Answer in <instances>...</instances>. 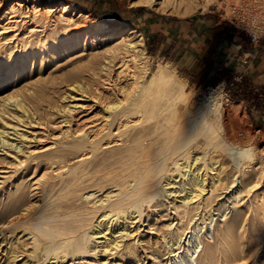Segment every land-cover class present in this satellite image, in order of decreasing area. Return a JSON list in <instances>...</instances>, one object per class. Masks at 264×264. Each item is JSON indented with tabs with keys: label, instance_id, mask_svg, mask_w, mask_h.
Segmentation results:
<instances>
[{
	"label": "rangeland",
	"instance_id": "1",
	"mask_svg": "<svg viewBox=\"0 0 264 264\" xmlns=\"http://www.w3.org/2000/svg\"><path fill=\"white\" fill-rule=\"evenodd\" d=\"M16 1L0 0L2 4L0 18L13 16L18 20L15 29L8 33L15 34L14 38L7 42L0 40V111L3 109L4 97L20 92L26 95L31 111L36 112L34 118H30V123H27L25 119L19 122L13 118L14 113L0 115L3 122H6V129L11 133L12 138L13 133L18 131L27 138L13 140L18 142L22 153L12 150L9 155L0 151V264H6V261H9L6 259V252L9 249L7 251L5 249L8 247V240L12 238L15 242L12 247L18 251L16 264H40L38 258L41 259L40 253H30L32 246L29 244V235H24L21 227H14L12 231L6 226L5 210L10 206L12 198L23 193L26 206L29 205L39 211L44 209L47 203L59 201L67 190L73 192L75 199H78L76 204L85 202L83 197L87 192H95V196L99 198L101 191L114 189L115 185L116 187L124 185V180L128 178L129 173L122 169L135 161L132 156L136 150L135 155L138 156V147L141 144L146 145V140H142L151 135L152 125L158 122V125L165 126L167 123L164 118L170 116V109H166L164 97H156L153 101L160 113L157 119L144 121L142 112L136 113L128 118L130 120L128 127L120 126L118 130L115 124L112 126V131H117L120 135L104 137L103 144L111 141L108 147L95 150L87 159L86 157L81 159V154H84L86 149L75 150L72 144V137L75 136L73 133L83 124H93L95 131L86 130V127L83 130L88 132L87 135L92 139L94 134L105 127L106 113L102 109L103 104L125 99L124 91L131 82L125 72L119 73L117 59L110 58L104 51L106 45L108 47L119 41L120 34L111 40L107 39L111 30L120 29L124 30V33L131 30L139 33L143 37L146 60L150 64L149 72L164 65L175 78L178 76L183 79L185 81L183 90L192 94V103L196 106L195 108L204 100L207 101L208 97L222 94L220 124L223 128V136L229 143L233 146H252L255 152L264 148V86L262 89L256 86L257 90H255L254 86L244 81L242 76L238 79L235 77L232 80L233 85L230 86L228 82L221 83L222 81L191 83L181 72L182 62L178 61L177 56L161 55L163 50H160L159 54L155 53L144 36L139 19L136 20L139 14V11H136L137 8L146 13L181 21L204 16L212 24L221 23L220 33L235 35V39L239 41H242V32L244 37L245 34L248 35L249 40V32H256L257 40L255 42L250 40V43L255 44L259 49L261 42L264 41V0L208 2L195 0L193 3L189 0H180L181 3L179 2L176 8L166 9L158 5L151 7L140 5L137 3L139 0H100V2L42 0L46 3L44 5L38 0H19L22 1L23 6L14 9L13 14H5ZM62 5H68L72 7L71 9L89 14L91 25L86 27L83 21H78L79 23L65 28L63 23L58 22ZM32 6L39 9H32ZM42 6H50L54 9L47 14L40 9ZM73 20L77 22V16H73ZM0 23L5 24L4 20ZM99 24L107 25L110 31L103 33L95 30ZM174 59V62H170ZM73 81L83 82L86 87L82 93L69 91L68 88ZM239 85L241 87L243 85L247 90L250 88L248 94L239 97L244 99H236L240 93ZM68 94H71V97ZM68 107L72 109L70 112ZM59 109L64 112L60 113ZM2 120H0V128ZM67 130L72 133L71 136L65 134ZM14 155L18 158L16 161L13 159ZM211 156L222 162H228L231 174L234 173V177L239 178L240 181L244 179V186L249 184L248 187L239 188L240 196L236 202L237 206L234 205L233 208L242 216L233 228V224L229 225L231 226L230 237L234 236L232 241L235 245L230 241L231 238L227 240V243L235 246L237 253H242L235 261L227 263L220 261L222 256L227 255L228 246L226 239H223L225 242L219 239L218 241L216 235L217 258H219L216 264H264V162L259 164L263 169L262 173L254 170L256 179L253 182V173L251 174L250 170L256 167L254 163L244 162L235 166L219 151L212 152ZM23 157L26 160L17 164L18 161L23 160ZM242 172L244 175H240ZM71 177L73 180L69 181ZM37 180L40 183L38 185L35 183ZM68 184L69 186L66 187ZM154 204L149 206L148 215H144L142 222L138 224L139 227L135 228V237L127 239L125 243L132 245L135 240H141L147 236L146 239L153 242L152 249L163 254L164 250L159 242L161 237L159 228L172 219L165 213H162L165 214L162 217L159 207ZM154 210H157L158 214ZM199 216L202 217L203 213L201 212ZM216 222L217 225L218 222L220 225L222 223L219 219ZM20 242L26 245L22 247ZM147 248L149 251V245ZM139 255H141L140 251ZM119 260L122 264H128L129 259L120 251L114 254L111 263L116 264ZM141 261L142 264H152L148 259Z\"/></svg>",
	"mask_w": 264,
	"mask_h": 264
},
{
	"label": "bare ground",
	"instance_id": "2",
	"mask_svg": "<svg viewBox=\"0 0 264 264\" xmlns=\"http://www.w3.org/2000/svg\"><path fill=\"white\" fill-rule=\"evenodd\" d=\"M179 2L181 3L180 0H139L137 3L148 7L158 5L166 9L176 8ZM189 2L193 3L195 0ZM1 5L0 2V8ZM22 6V1L17 0L5 14L10 15L14 9ZM71 8L68 5H62L60 8L58 22L63 23L65 28L79 23L78 21H83L86 27L91 25L89 14ZM32 9L39 8L32 6ZM40 9L48 14L54 8L42 6ZM73 16H77V22L73 20ZM3 20L5 24L0 23V40L7 42L14 38L15 34L8 33L18 20L13 16H2L0 22ZM95 30L103 33L110 31L105 24H99ZM110 32L108 40L119 34L120 38L114 45H106L104 51L110 58L117 59L119 73L125 72L131 82L125 93L123 92L125 99L103 104L102 109L106 113L105 127L94 134L92 139L87 135L88 132L83 130L86 127V130L95 131L93 124H83L73 133L75 136L72 137V144L75 150L86 149L85 153L81 154V159H87L95 150L108 147L111 141L103 144V138L118 135L117 131H112V126L115 124L118 130L120 126L126 127L130 122L128 118L136 113L142 112L144 121L157 119L160 113L153 101L156 97H164L166 109H170V116L164 118L166 125L160 126L158 122L152 125L151 135L142 140H146V145L141 144L138 147V156L135 155L137 150L132 156L135 161L122 169L129 173L123 186L115 185L114 189L101 191L99 198L95 196V192H87L83 197L85 202L78 204L75 203L78 199H75L73 192L67 190L59 201L47 203L40 211L26 206L25 196L20 193L12 198L10 206L5 210L6 226L12 231L14 227H21L24 235H29V244L32 246L30 253L41 254V259L38 258L40 264H112L111 258L120 251L129 259L128 264H142V259H148L152 264H216L219 258L215 236H218L217 240L226 239V243L231 238L229 225L233 224V228L242 216L237 210H233L240 196L239 188L242 186L243 189L249 184L244 186V179L240 181L234 177V173L231 174L228 162L213 158L211 153L221 152L235 166L244 162L254 163L256 167L253 169L251 166L253 170H250L254 182V170L263 172L259 164L264 162V148L255 152L252 146H233L226 140L220 124L222 94L208 97L207 101L204 100L195 108L192 94L183 90V79L178 76L175 78L166 70V66L160 64L157 69L149 72L150 64L146 60L143 37L139 33L131 30L124 33V30L120 29ZM85 87L83 82L73 81L68 89L70 92L82 93ZM68 96L71 97V94ZM226 99L230 101L228 97ZM28 104V99L23 93L7 95L2 99L3 109L0 115L14 113L13 118L19 122L25 119L30 123V118H34L36 111L32 112ZM67 109L69 112L72 110L69 107ZM58 111L64 112L61 109ZM1 124L0 151L9 155L12 150L19 153L21 147L13 140L24 139V135L18 133L19 131L12 132V138L6 129V122L2 120ZM65 134L72 135L68 130ZM137 140L139 141L138 138ZM246 149H251V152L246 154L248 158L242 159L240 154ZM13 159L16 161L18 158L14 155ZM25 160L23 157L17 164ZM235 174L237 176V173ZM240 175H244V172ZM70 180L72 181L73 177ZM35 183L40 184L38 180ZM68 186L69 184L66 187ZM237 186L238 188H235ZM153 203L159 207L162 217L167 214L172 219L159 228V242L163 247V254L152 249L153 242L146 239L147 236L135 240L132 245L125 243L127 239L135 237V228L139 227L143 216L148 215V208ZM154 211L158 214L157 210ZM201 212L202 217L199 216ZM217 219L222 222L221 225L218 222L219 226L216 224ZM14 243L13 238L8 240L5 251L9 249L6 252V259L9 261H6V264L17 263L15 259L18 251L13 249ZM233 243L235 245V242ZM147 245L150 247L149 251ZM233 245L227 243L228 253L222 256L220 261L227 263L240 257L242 252L237 253ZM116 264H122V261L119 260Z\"/></svg>",
	"mask_w": 264,
	"mask_h": 264
},
{
	"label": "crops",
	"instance_id": "3",
	"mask_svg": "<svg viewBox=\"0 0 264 264\" xmlns=\"http://www.w3.org/2000/svg\"><path fill=\"white\" fill-rule=\"evenodd\" d=\"M140 10L136 9V20L147 42L155 53L163 50L161 55L177 56L182 62L181 72L191 83L222 81L230 86L235 77L242 76L255 90L264 86V41L258 49L243 32L242 41L236 40L235 35L220 33L221 23L212 24L204 16L181 21ZM239 90L238 97L248 94L250 88L242 85Z\"/></svg>",
	"mask_w": 264,
	"mask_h": 264
},
{
	"label": "built area",
	"instance_id": "4",
	"mask_svg": "<svg viewBox=\"0 0 264 264\" xmlns=\"http://www.w3.org/2000/svg\"><path fill=\"white\" fill-rule=\"evenodd\" d=\"M249 37L251 42H255L258 38L256 32H249Z\"/></svg>",
	"mask_w": 264,
	"mask_h": 264
},
{
	"label": "clouds",
	"instance_id": "5",
	"mask_svg": "<svg viewBox=\"0 0 264 264\" xmlns=\"http://www.w3.org/2000/svg\"><path fill=\"white\" fill-rule=\"evenodd\" d=\"M250 152H251V149H246V150H244L240 155H241V158L242 159H246V158H248V156L246 155V154H250Z\"/></svg>",
	"mask_w": 264,
	"mask_h": 264
},
{
	"label": "trees",
	"instance_id": "6",
	"mask_svg": "<svg viewBox=\"0 0 264 264\" xmlns=\"http://www.w3.org/2000/svg\"><path fill=\"white\" fill-rule=\"evenodd\" d=\"M38 2H39L40 4H42V5L46 4V3H44L42 0H38ZM239 97H240V96H239ZM239 97H236V99H244V97H242V98H239Z\"/></svg>",
	"mask_w": 264,
	"mask_h": 264
}]
</instances>
